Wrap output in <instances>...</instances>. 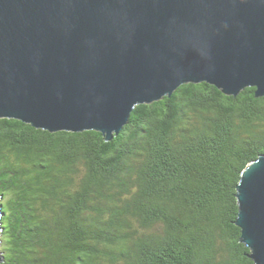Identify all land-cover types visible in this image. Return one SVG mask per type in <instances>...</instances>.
<instances>
[{
  "label": "trees",
  "instance_id": "trees-1",
  "mask_svg": "<svg viewBox=\"0 0 264 264\" xmlns=\"http://www.w3.org/2000/svg\"><path fill=\"white\" fill-rule=\"evenodd\" d=\"M256 90L184 84L111 141L0 119V264H255L236 221L264 154Z\"/></svg>",
  "mask_w": 264,
  "mask_h": 264
},
{
  "label": "water",
  "instance_id": "water-1",
  "mask_svg": "<svg viewBox=\"0 0 264 264\" xmlns=\"http://www.w3.org/2000/svg\"><path fill=\"white\" fill-rule=\"evenodd\" d=\"M203 82L264 96V0H0V119L111 141L138 105ZM237 192L264 264V154Z\"/></svg>",
  "mask_w": 264,
  "mask_h": 264
},
{
  "label": "rangeland",
  "instance_id": "rangeland-1",
  "mask_svg": "<svg viewBox=\"0 0 264 264\" xmlns=\"http://www.w3.org/2000/svg\"><path fill=\"white\" fill-rule=\"evenodd\" d=\"M1 249H2V243H0V251H1Z\"/></svg>",
  "mask_w": 264,
  "mask_h": 264
}]
</instances>
